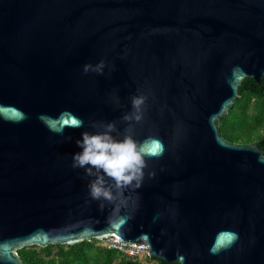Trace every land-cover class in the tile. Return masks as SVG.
<instances>
[{
  "label": "water",
  "instance_id": "obj_1",
  "mask_svg": "<svg viewBox=\"0 0 264 264\" xmlns=\"http://www.w3.org/2000/svg\"><path fill=\"white\" fill-rule=\"evenodd\" d=\"M263 74L264 0H0V264L112 234L169 264H264V152L218 131ZM132 96L162 155L122 204L94 200L76 141L122 139Z\"/></svg>",
  "mask_w": 264,
  "mask_h": 264
},
{
  "label": "clouds",
  "instance_id": "obj_2",
  "mask_svg": "<svg viewBox=\"0 0 264 264\" xmlns=\"http://www.w3.org/2000/svg\"><path fill=\"white\" fill-rule=\"evenodd\" d=\"M104 68L105 62L101 60L95 65L85 64L83 72L103 74ZM144 102L143 96L131 97L132 111L122 117L129 125L122 139L112 135L117 132L115 122H108L100 125L102 131H84L82 138L76 141L82 150L73 154V167L83 168L87 176L94 177L89 183L92 199L122 204L126 199L125 190L141 186L146 159L162 155V145L157 138L149 137L142 142L133 138L131 124L142 120ZM77 126L83 127V121L80 120ZM116 211H119V206Z\"/></svg>",
  "mask_w": 264,
  "mask_h": 264
},
{
  "label": "trees",
  "instance_id": "obj_3",
  "mask_svg": "<svg viewBox=\"0 0 264 264\" xmlns=\"http://www.w3.org/2000/svg\"><path fill=\"white\" fill-rule=\"evenodd\" d=\"M239 96L219 120V134L234 142L256 140L264 152V74L260 83L249 77L238 86ZM22 264H145L88 239L73 244L29 245L17 249ZM151 264H169L149 256ZM176 264V263H173Z\"/></svg>",
  "mask_w": 264,
  "mask_h": 264
},
{
  "label": "built area",
  "instance_id": "obj_4",
  "mask_svg": "<svg viewBox=\"0 0 264 264\" xmlns=\"http://www.w3.org/2000/svg\"><path fill=\"white\" fill-rule=\"evenodd\" d=\"M99 242L108 248L115 249L127 257L136 258L145 264H151L152 262V260L149 259L147 246L145 244L123 241L113 234L99 240Z\"/></svg>",
  "mask_w": 264,
  "mask_h": 264
}]
</instances>
